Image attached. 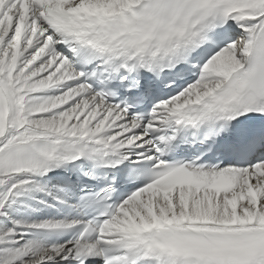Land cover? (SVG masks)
<instances>
[{"label": "snow or ice", "instance_id": "1", "mask_svg": "<svg viewBox=\"0 0 264 264\" xmlns=\"http://www.w3.org/2000/svg\"><path fill=\"white\" fill-rule=\"evenodd\" d=\"M0 264H264V0H0Z\"/></svg>", "mask_w": 264, "mask_h": 264}]
</instances>
